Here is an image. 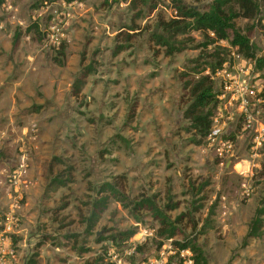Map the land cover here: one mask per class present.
<instances>
[{"label": "rangeland", "instance_id": "374dc122", "mask_svg": "<svg viewBox=\"0 0 264 264\" xmlns=\"http://www.w3.org/2000/svg\"><path fill=\"white\" fill-rule=\"evenodd\" d=\"M183 2L205 8L211 0ZM174 12L168 0L136 7L129 0L0 4V264L113 256L122 264H192L191 252L174 243L184 238L202 248L206 264H264V225L261 235L246 238L264 208V162H245L244 137L231 160L220 158L185 112V80L212 76L214 50L228 59L230 45L205 46V36L192 31L184 49L167 54L150 36L160 32L156 14ZM248 26L259 57L264 16L236 18L238 30ZM84 67L93 71L73 96ZM259 79L264 97V67ZM115 178L126 200L111 198L87 231L100 186ZM142 196L171 220L181 217L178 234L161 235L148 209L126 204Z\"/></svg>", "mask_w": 264, "mask_h": 264}, {"label": "trees", "instance_id": "16d2710c", "mask_svg": "<svg viewBox=\"0 0 264 264\" xmlns=\"http://www.w3.org/2000/svg\"><path fill=\"white\" fill-rule=\"evenodd\" d=\"M4 0H0V4ZM65 2L84 1V0H64ZM109 1V0H105ZM118 1V0H113ZM153 0H129L133 6L137 4L147 5ZM169 6L173 8L175 14L166 17L161 13L156 14V27L160 32H152L150 41L159 47H164L167 54L181 51L185 48L187 42H190L189 36L192 31H198L206 38L203 45L208 46L218 40H225L231 47H237V52L242 53L245 57H256V68L262 69L264 67V55L256 56L253 45L250 42V31L253 26L242 32L235 27V20L238 17H243L247 20H254L255 17L261 13L264 16V6L261 0H211L207 7L186 5L183 0H168ZM156 3L150 5V11L156 9ZM142 12L139 10L137 16ZM40 35V30L36 22H33L31 29ZM212 33L213 36H210ZM186 36V38H184ZM229 46V47H230ZM217 58L216 62L210 64L211 73H215L223 62L227 61L221 50H214ZM231 49L229 48V54ZM58 64L63 62L58 58H54ZM210 63V62H209ZM93 70L89 67H84L79 76L76 77L71 86V95L78 96L81 89L86 82V78ZM183 90H187L189 99L186 114L193 115L191 127L201 137L205 138L210 126V116L217 105V91L213 88V79L209 74H201L196 77H191L185 80L182 86ZM189 117V116H187ZM121 178L120 181H117ZM114 182H104L100 186V196L94 200L89 215L86 218L87 231L93 229L100 219L103 211L106 209L110 199L119 200L122 203L126 200L124 190L116 187L115 182L123 183V176H116ZM56 185H54L55 187ZM51 187V186H49ZM264 202V200H263ZM126 204L131 206L133 210L148 209L152 215L157 219L162 226L161 235H166L167 238L174 237L177 233V227L174 222L180 220V216L171 220L164 210L160 209L153 199L150 197H141L139 200H127ZM175 207V206H173ZM170 209V208H169ZM264 225V208L260 207L256 210L253 216L246 238L258 237L262 233ZM195 226V224H194ZM133 232L131 231L130 234ZM108 239V238H106ZM178 245V250H189L191 252L192 264H206L207 259L202 248L194 241L193 238H184L182 240H175ZM26 264H35V261L30 259ZM86 264H116L112 260L104 261L103 257L96 258Z\"/></svg>", "mask_w": 264, "mask_h": 264}, {"label": "built area", "instance_id": "2783aa9c", "mask_svg": "<svg viewBox=\"0 0 264 264\" xmlns=\"http://www.w3.org/2000/svg\"><path fill=\"white\" fill-rule=\"evenodd\" d=\"M229 48L230 58L211 76L217 81V105L210 116L205 141L220 158L231 160L236 140L244 137L248 140L245 162L259 165L264 162V97L260 70L255 66L256 57L247 58L236 51L237 47ZM6 229L9 226L2 230ZM110 260L122 264L116 256Z\"/></svg>", "mask_w": 264, "mask_h": 264}, {"label": "water", "instance_id": "95a60500", "mask_svg": "<svg viewBox=\"0 0 264 264\" xmlns=\"http://www.w3.org/2000/svg\"><path fill=\"white\" fill-rule=\"evenodd\" d=\"M262 55H264V52L262 53Z\"/></svg>", "mask_w": 264, "mask_h": 264}, {"label": "crops", "instance_id": "0c3cea01", "mask_svg": "<svg viewBox=\"0 0 264 264\" xmlns=\"http://www.w3.org/2000/svg\"><path fill=\"white\" fill-rule=\"evenodd\" d=\"M262 55V54H261Z\"/></svg>", "mask_w": 264, "mask_h": 264}]
</instances>
